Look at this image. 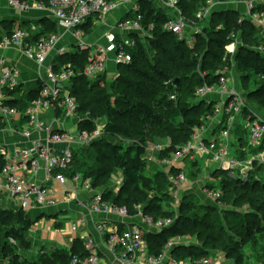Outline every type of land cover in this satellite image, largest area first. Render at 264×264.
I'll return each mask as SVG.
<instances>
[{
    "label": "trees",
    "instance_id": "1",
    "mask_svg": "<svg viewBox=\"0 0 264 264\" xmlns=\"http://www.w3.org/2000/svg\"><path fill=\"white\" fill-rule=\"evenodd\" d=\"M201 6L202 3L198 0L180 2L183 13L188 17L193 16ZM139 11L143 15L142 25L145 27L152 25L150 36L139 38L134 33L127 35L128 38L135 39V46L127 48L131 61L116 66L115 78L109 80L105 75H101L96 79H90L76 75L70 80L69 94L76 101L78 115L83 117L78 122L79 127L93 131L99 121L105 123L102 136L89 146L80 148L81 159L83 157L86 159H83L84 162L78 167L79 170L71 168L70 174L80 172L83 178L90 180L91 188L100 189V184L112 169L120 166L124 181L118 193L103 190L102 200L125 206L128 212L140 205L144 214L155 219H172V224L163 228L156 236H147L149 253H159L172 237L197 235L202 239L204 246H180L172 250V256L178 261L192 260L208 256L211 248L223 252L225 257L234 260V264H241L244 258L243 249L245 251L252 248L251 244L255 239L253 228H244L242 220L235 217L232 223L239 229L235 242L231 244L224 240V234H227L229 227H232L231 220L228 221L227 218L225 220L228 225L230 224L229 227L220 222L221 207L199 205L190 199L192 195H183L177 210L174 211L173 198L169 192L171 184L163 171L165 165L161 161L164 158L168 159L178 146L189 140L192 130L202 123L205 115L212 114L215 100L202 99L195 94V91L203 83L216 84L218 71L224 66L228 68L235 66L238 89L243 91L248 106L264 111V37L247 19L242 24H238V13L228 10L216 12L212 16L213 23L221 24V29L215 30L212 26L206 28L204 35L198 36L193 46L189 47L185 42L177 40L172 33L163 30L162 26L167 17L155 3L140 0ZM96 19L95 14L87 19L82 27L84 33L95 29ZM43 21L45 28L40 35L33 37L28 32L29 43H35L56 32V26L52 21ZM231 31H234L239 39L232 60L225 52V46L231 43V39L228 38ZM115 39L119 40L118 33H115ZM259 46H262L263 50H258ZM88 54V48L76 46L73 51L57 56L52 63L56 70L69 65L78 72L85 67ZM197 66L205 73L204 79L198 76ZM176 79L178 82L174 83ZM250 82L252 85L249 84ZM20 87L19 83L14 89L7 90L6 94L13 93ZM40 88L41 85L35 89V92L31 91L25 100L23 99L22 111L38 95ZM170 94H174L176 99L170 100ZM5 103L15 106L13 100L6 99ZM223 119L214 132H218L223 127L226 116H223ZM4 125L0 121V127ZM238 128H240L238 133L243 131L247 134L243 126ZM157 143L162 145L166 143V147L153 153L149 152V146ZM243 145L245 144L241 143L240 148H243ZM75 150L76 148L73 162L78 158ZM90 151L92 154L89 153ZM151 154L155 158L154 161L160 163L158 165L160 167L146 179L143 177V172L147 167H144L143 163L148 164ZM235 157L240 160L246 158L243 149L237 150ZM197 161L188 159L182 161L189 163L191 167L189 172H185L188 178L198 177L203 172L200 167L202 163ZM4 164V156L0 154V171ZM181 170H183L181 167L173 166L169 174ZM212 174L222 175L219 184L222 204H225V192L231 186L229 184L231 182L232 190L239 191L235 200L247 202L249 207L255 208L260 213L261 219H264V165L254 163L246 179L240 177L232 179L228 172L222 169H216ZM207 211H212L214 214ZM222 212L228 215L226 212L230 211L223 209ZM12 223L18 225V229L3 226ZM30 223L20 209H0L1 258L6 255V252L2 251L6 248L9 250L14 248L8 237H23L24 241L20 245L24 247L29 245L25 240V232L30 227ZM70 252L85 255L80 242L72 246L69 252L68 250L54 252L50 256L49 264H67ZM8 260L11 264H23V261L18 260L16 252H13Z\"/></svg>",
    "mask_w": 264,
    "mask_h": 264
},
{
    "label": "built area",
    "instance_id": "2",
    "mask_svg": "<svg viewBox=\"0 0 264 264\" xmlns=\"http://www.w3.org/2000/svg\"><path fill=\"white\" fill-rule=\"evenodd\" d=\"M155 3L165 12L167 17L163 23V30L172 33L177 40L183 41L189 47H192L198 36L204 35V30L211 26L215 30L221 29V24L213 23V14L223 11H236L240 14L237 20L242 24L248 20L264 37V0H198L202 6L193 16H186L180 2L182 0H149ZM10 8L26 11L29 8L43 10L48 8L52 19L57 26V32L51 33L45 38L37 40L35 43H29L27 38L29 33L16 27L9 33L0 37V121L5 126L11 128L12 117L18 113L15 106L5 103L6 91L14 89L18 84L19 68L5 58L3 52L8 48H17L29 59L36 62L40 67L45 68L46 78L41 83L38 95L29 102L27 108L22 112L25 118L26 126L21 132L22 137L29 141L28 145L14 148L9 156H6L5 164L0 171L3 179L0 180V191H5L11 197L18 201L19 208L22 210L28 208H42L54 206L56 204L55 189L44 186L41 183L26 182L17 174L19 166L38 172L43 169L54 182L62 186L65 199H76V194L80 188L84 187L93 190V194L87 200H78V206L88 208L90 214L103 212L113 214L117 220L124 224L121 230L111 231L104 221L96 220L97 239L85 237L82 240V246L85 255L76 252H70L67 264H98L99 254L98 246L100 242L103 247L111 254V259L118 264H132L137 256L144 249V231L162 230L172 224L171 218H158L144 214L141 206L135 218L137 223L130 222L133 218L125 206L103 201L100 189L91 188L88 178L83 179L80 173L66 175V172L72 168L74 149L89 146L94 140L99 139L103 133L104 122L99 121L93 131H88L79 127H74V132L63 127L65 118H76L79 122L80 117L77 112V104L69 94L70 80L76 75H83L90 79H96L98 76L105 75L109 80H113L117 74L116 66L126 64L131 61V55L127 48L135 46V39L128 38L130 33L137 34L139 38L150 36L152 25L145 27L142 25L143 15L139 11L140 0H37L29 3L25 0H4ZM125 8V16L114 20L112 23H106V18L118 10ZM95 14L97 22L104 23L105 43L86 44L83 41V25L87 19ZM99 27V26H98ZM71 32L76 38V46L88 48L89 54L87 63L83 70L76 72L69 65H65L59 70L54 68L52 61H48L57 41L62 37L60 32ZM115 33L119 34V40L115 39ZM125 35V37H123ZM190 36L187 40V36ZM231 43L225 46V52L234 57L236 46L239 39L234 31L228 35ZM258 50H263L262 46ZM64 53L63 50H60ZM200 59V57H199ZM113 64L115 67L114 77H109L108 66ZM234 67L224 66L218 71V81L214 85L203 83L195 91V94L202 99H214L222 102L219 107L215 103L212 114L203 117L202 123L196 126L191 133L188 141L178 146L168 159L161 162L165 165L163 171L167 174L171 184L170 194L173 198L174 211L177 210L184 190L193 181L197 179L188 178L184 169L175 174H169L173 166L184 159L195 161L199 157H205L206 163H215L219 169L225 170L232 177L247 178L248 171L254 163L264 165V121L259 118L255 112L248 108L246 99L242 92L235 87L233 76ZM198 76L204 79L205 73L196 68ZM61 83L62 87H56ZM170 100H175L174 94L169 95ZM40 111H50L54 119L45 123L40 119ZM59 114V118L55 115ZM245 114V115H244ZM223 116H226L223 127L216 133V126L221 124ZM236 121H242V126L247 131L249 142L260 150L246 156L240 160L235 157L238 146L233 150L230 147L238 140L232 136L231 130ZM57 122L61 124L59 127ZM214 126V127H213ZM34 132L43 133V137L33 138ZM65 143L61 151L56 152L52 148L56 144ZM51 145V146H50ZM166 145L149 146V152L153 153L164 149ZM150 161L155 158L151 154ZM43 167V168H42ZM178 167V166H177ZM68 182L72 185L69 186ZM192 185V184H191ZM200 191L207 199L212 200L216 206L221 207L220 198L222 196L220 189L210 188L207 184H200ZM18 207V206H17ZM83 221V217L79 222ZM183 236L170 238L157 254L146 253L144 264H219L220 258L217 255L202 256L195 259L176 260L171 250L175 248ZM11 244L14 240L10 239Z\"/></svg>",
    "mask_w": 264,
    "mask_h": 264
},
{
    "label": "crops",
    "instance_id": "3",
    "mask_svg": "<svg viewBox=\"0 0 264 264\" xmlns=\"http://www.w3.org/2000/svg\"><path fill=\"white\" fill-rule=\"evenodd\" d=\"M25 1L32 3L37 0H25ZM42 1L44 3H47V0H42ZM125 13H126L125 8L121 7L112 14H110L106 18L105 22L112 23L114 20H117L118 18L125 16ZM43 20L52 21L53 24L55 25V22L52 19V16L48 8L39 10L32 7L26 11H21L8 7L4 2V0H0V37L9 33L11 30H13L16 27H20L26 30L27 32H30L33 37L34 35H40L41 31L45 28V23ZM100 24L101 22H97L95 29L94 30L91 29L87 33H84L83 31L82 37H83V41L86 44L105 43V37H104L105 24L102 23L101 26ZM56 32H57V26H56ZM60 33L62 34V37L57 41L55 48L52 51L48 61H53L57 56L64 54L65 52L73 51L74 47H76L77 45L76 38H74L71 32L67 31ZM123 37H125V35ZM60 50H63L64 53H61ZM3 55L8 60V62L15 64L19 68L18 81L21 85L19 90H16L13 93L6 94L7 97L6 99L13 100V103L19 110L18 113L12 117L11 128L5 125L4 127H0V154H2L4 158H6V156H9V154L14 148H18L29 144V141H26L21 134V132L26 126L25 123L26 121L23 122L24 117L22 114L23 111L21 110L22 109L21 106L23 105V99L25 100L26 99L25 97L28 94H30L31 91L35 92V89H37V87L41 85L42 81L46 78V72L43 66L42 67L38 66L35 61L27 58L21 52V50L17 48H8L6 51L3 52ZM114 71H115L114 65L109 63L108 66V73H110L109 77H111L112 75L114 77V73H113ZM236 88H238L237 83H236ZM248 108H251L255 112V114L264 121L263 118L264 115L263 117H261V115L256 111L257 109L251 106L250 107L248 106ZM261 112L264 113V111ZM55 115L59 118V114H55ZM40 119L45 123H49L51 120L54 119V115L50 111H40ZM59 120H63V127H65L66 129H69V127L74 129L76 124H78L76 118H71V119L59 118ZM57 125L59 127L61 126V124H59L58 122ZM242 125H243L242 121H236L231 130V134L235 138V140L236 139L238 140L237 142H235L236 144H234L235 148L236 146H238L239 151H242L243 149L245 156H249L250 154H253L252 152L253 150L259 151V148L251 144V142H249L246 133H244L243 131L238 133L240 129L238 127L242 128ZM36 137H43V133L34 132L32 139H35ZM241 143L245 144L243 145L244 146L243 148H240ZM64 147H65V143H61L54 145L52 149L56 152H59ZM177 166L181 167L182 162L178 163ZM216 169L219 168L216 166L215 163L208 164L205 162V171H203L200 175H198V177L193 178V179H197V181H193L191 183L192 185L190 184L185 188L184 195H189V196L192 195V197H194L193 195H198L199 198L195 201L197 202V204L214 207L215 203L212 200L207 199L202 193H199L197 191L200 184L202 183L213 186L214 189H218V190L220 189L219 184L222 181V175L218 174V176H213L212 174ZM17 174L20 177H22L26 182L41 183L44 186H47L49 188H54L56 190L55 191L56 204L54 206L50 205L42 208L25 209L29 211L28 213L27 211L19 208L18 201L14 197L9 196L8 194L5 193V191L2 192L0 191V207L2 205L3 209H20L25 214V218L29 219L32 222H35V224L44 217L47 219H51L54 223V232H59V234L62 233L65 234L66 233L65 231H68L69 235L63 237L64 243L67 242L68 244L67 247L59 248L53 242H49L55 246V248H53L52 250V254L58 250H68V252L71 251L72 246L78 245L80 242L82 243V240L85 237L93 238L95 241L97 239H100L99 237H97L98 235L96 230V220L106 222L107 226L111 231L121 230V228L124 227V224H122V222L117 220L116 217L113 216V214H105L103 212H98L97 214H90L88 208L78 206L77 204L78 200H87L92 196L93 190L91 191L90 189L85 188V190L80 191L82 188H84L82 187L77 192L76 199L71 198L64 200L66 197L64 194V190H61L62 186L57 182H54L43 169H39L38 172H34L31 169H26L23 166H19L17 170ZM66 174L68 175L67 172ZM2 179L3 176L0 175V180ZM68 185L71 186L72 183L68 182ZM194 190H196V192H194ZM140 208L142 209V207ZM137 212L135 210L133 215L129 213L131 216H133V218H130V222H134V223L138 222V219L135 218V214H137ZM81 217H83V221L79 222V219ZM63 221L66 223L65 225L63 224L64 227L61 224L63 223ZM30 228L31 227H29V229ZM160 231L161 230L144 231V242H145L144 249L142 253L137 256V258L132 264H144V256L148 252V247H149L147 243L148 242L147 236L148 235L149 237L156 236ZM25 233H26L25 240L28 241V244L33 245V247L36 248L42 247L45 245L44 243H47L46 241L41 239V237L38 238L34 236L33 235L34 233H32L31 230L30 231L28 230ZM186 239H187L186 235L183 236L179 241V243L178 244L176 243L175 248H173L172 250H175L177 247L180 246L189 247V243L186 242ZM80 248L82 249V247ZM97 248L99 254L98 264H118V262L113 261L111 259V254L105 249V247H103L101 242H100V246H98ZM172 250L170 251L171 254H172ZM18 253L21 256H25L23 250H21ZM216 255L220 258L219 264H231L229 261L231 258L225 257L224 253L221 254L216 253ZM249 257H251L250 262H245V259L243 258L241 264H264V260L261 261L258 257H252V255H250ZM231 260H232V264H234V260L233 259ZM0 264H7V261L4 258H1ZM160 264H166V263L163 262Z\"/></svg>",
    "mask_w": 264,
    "mask_h": 264
},
{
    "label": "rangeland",
    "instance_id": "4",
    "mask_svg": "<svg viewBox=\"0 0 264 264\" xmlns=\"http://www.w3.org/2000/svg\"><path fill=\"white\" fill-rule=\"evenodd\" d=\"M239 17H240V14H238V18ZM189 37L190 36L188 35L187 40L189 39ZM109 75H110V73H109ZM233 76L235 79V87H236L238 75H237V72L235 69L233 70ZM249 84L252 85V82H250ZM249 84H248V86H250ZM216 105L221 107L222 102L217 101ZM256 111L261 115V117H263V115H264L263 112L258 111V110H256ZM69 129L71 132L74 131L73 128L69 127ZM166 143H168V142H166ZM166 143L164 145H166ZM152 144H151V146H155V145H157V144L159 145L161 143H157L154 145H152ZM233 147L235 148V145H232L230 147V149L233 150L234 149ZM75 151H76L78 160L76 159L72 163V170L74 169L77 171V170H79L78 167L81 165V163L84 162V160L86 158L83 157L84 160L81 159V157L79 155L81 153L80 148H76ZM89 153L92 154L91 151ZM84 156H85V153H84ZM87 159H88V157H87ZM197 160H198L197 162L202 163L200 165V167L202 168V171H205V157L204 156L199 157ZM150 162H152V164ZM147 163L148 164L143 163V166L147 167V169H145V171L143 172V177L146 179L151 177L153 175L154 171L158 167H160V166H158V165H160V163H157L156 161H149L148 160ZM181 168H183L185 172H189L191 169V167L189 166V163H187V162L186 163L182 162ZM211 169H212V167H211ZM72 170L70 169L69 171H67L68 175H70V172ZM226 178H227V176H226ZM83 179H86V178H83ZM123 181H124V177L122 174V168L120 166H115V168L112 169V171L108 175V177L105 178L103 180V182L100 184L99 188H100V190H109V191H112L113 193H118L119 187L123 183ZM203 182H204V180H203ZM229 184L231 186L228 189H226L225 204H222V206H221L222 209L219 210L220 211V214H219L220 222H222L223 225L229 227L230 224L228 225L227 222L225 221L227 218L228 221L231 220V225H232V227H229L230 228L229 232L227 234H224V240H225V242H227V241L231 242V244H232V242H235V240L237 238V236H236L237 229H239V228L234 223H232V220L235 217L240 218L242 220V225L244 228L250 227V228H253V232L255 231V234H254L255 239H253L254 242H252V244H251L252 248L248 249V250L246 249L245 251L243 249V257L245 259V262H250V258H251V257H249L250 255H252V257H258L261 261H263L264 260V219H261L260 213L257 212L255 210V208L249 207L247 202L236 201L235 197L238 195L239 191L234 192L232 190L233 183L230 182ZM61 190H63V189L61 188ZM82 190H85V188H82L80 191H82ZM196 190H194V192H196ZM197 192L201 193L200 191H197ZM193 196L194 197H192L190 199H193L194 201H196L199 198L198 195H193ZM0 209H3L2 205H1ZM223 209H227L228 211H230V212H226V214H228V215L223 214V212H222ZM135 210L137 212L138 207L133 208V210H131V211L129 210V212L133 215ZM25 211H27V213L29 212L28 210H25ZM207 212H209L210 214L211 213L214 214V212H212V211H207ZM246 212H250V213L247 214ZM66 220H64V221H66ZM64 221H63V223H61L63 227L66 224ZM30 222H31L30 223L31 228L30 229L28 228L26 231L31 230V232L34 233L33 234L34 236H36L38 238L41 237V239H43L47 243H44L45 244L44 246L37 247V248L33 247V245H31V244L24 247V246L20 245L21 242L24 241L23 237H21V238L15 237L17 240L13 237L16 240V242L13 238L8 237L9 241H10V239L14 240V243H13L14 248L12 250H9L6 248L4 251H2V252H6V255L4 258L7 261V264H11L10 260H8V259L13 254V252L18 253L21 250L24 251L25 256H21L18 253V260L23 261V264H49V263H51L50 256L52 254V250H53V248H55V246L49 242H53L59 248L60 247H67L68 244H67V242L64 243L63 237L69 235L68 231H65L66 232L65 234H63V233L59 234V232H54V223L51 219H47L44 217V218L40 219L38 222H36V224H35V222H32V221H30ZM3 226H4V228H11L12 227L14 229H18V225H15L13 223L11 225H3ZM186 238H187L186 242L189 243V246H192V247L204 246L202 241H201L202 239H199V237L197 235H189V236H186ZM208 248H209V246H208ZM209 250H210L209 255H211V254L216 255V253H218V254L223 253L221 251L211 249V248H209ZM229 261L232 264V260L230 259Z\"/></svg>",
    "mask_w": 264,
    "mask_h": 264
},
{
    "label": "water",
    "instance_id": "5",
    "mask_svg": "<svg viewBox=\"0 0 264 264\" xmlns=\"http://www.w3.org/2000/svg\"><path fill=\"white\" fill-rule=\"evenodd\" d=\"M178 82V80L176 79L175 81H174V83H177ZM56 87H62V84L61 83H57L56 84ZM51 146V145H50Z\"/></svg>",
    "mask_w": 264,
    "mask_h": 264
}]
</instances>
